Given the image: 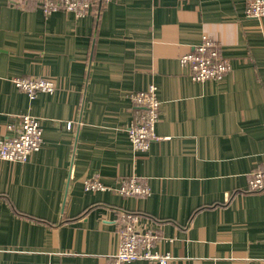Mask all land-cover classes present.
I'll return each mask as SVG.
<instances>
[{
    "label": "crops",
    "instance_id": "crops-1",
    "mask_svg": "<svg viewBox=\"0 0 264 264\" xmlns=\"http://www.w3.org/2000/svg\"><path fill=\"white\" fill-rule=\"evenodd\" d=\"M247 2L93 0L76 17L0 0V137L29 113L43 138L24 162L0 159V264H110L120 211L159 234L170 264H264V189H247L264 170V14L245 16ZM203 34L231 61L220 80L180 63ZM21 76L55 89L31 99ZM149 84L160 139L138 151L130 95ZM129 176L150 194L117 193Z\"/></svg>",
    "mask_w": 264,
    "mask_h": 264
},
{
    "label": "built area",
    "instance_id": "built-area-1",
    "mask_svg": "<svg viewBox=\"0 0 264 264\" xmlns=\"http://www.w3.org/2000/svg\"><path fill=\"white\" fill-rule=\"evenodd\" d=\"M25 1V0H21ZM93 0H32L33 4L44 14L54 11L71 12L76 17L88 13ZM105 1V0H102ZM245 16L259 18L264 14V0H248ZM181 65L189 68L190 78L196 81L220 80L231 68V61L224 56L217 42L203 34L201 41L191 51L179 58ZM15 86L26 93L29 98L39 92L51 93L55 89L53 80L44 77H15ZM133 103L131 120L126 128L128 138L134 150L145 151L152 141L160 139L155 133L158 121L160 102L156 94V86L149 84L145 90L130 95ZM71 122H67V128ZM9 134L0 137V159L24 162L31 153L37 151L42 142V127L39 118L29 113L21 115L16 125H7ZM85 190H105L107 187L97 179L85 180ZM247 189L260 191L264 189V170L251 172ZM116 192L124 196H147L150 190L136 176L121 179ZM118 233V246L111 256L110 264H129L137 259H147L156 264H170V253L154 250V243L159 234L139 228V216L129 211H120L115 220Z\"/></svg>",
    "mask_w": 264,
    "mask_h": 264
}]
</instances>
